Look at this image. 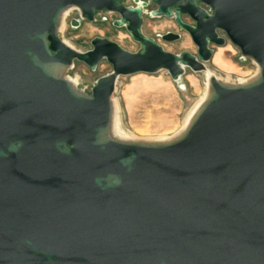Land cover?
<instances>
[{"label":"water","instance_id":"water-1","mask_svg":"<svg viewBox=\"0 0 264 264\" xmlns=\"http://www.w3.org/2000/svg\"><path fill=\"white\" fill-rule=\"evenodd\" d=\"M134 1L0 0V264H264V0ZM70 6L88 20L117 12L139 47L71 46L58 34ZM147 11L173 17L196 50L144 33ZM226 39L255 62L249 78L207 68ZM101 59L112 68L89 91L65 74ZM186 67L210 71L208 93L179 133L112 132L119 75L175 80Z\"/></svg>","mask_w":264,"mask_h":264},{"label":"rangeland","instance_id":"rangeland-1","mask_svg":"<svg viewBox=\"0 0 264 264\" xmlns=\"http://www.w3.org/2000/svg\"><path fill=\"white\" fill-rule=\"evenodd\" d=\"M124 3L130 5L136 2L124 0ZM151 7H154V4L148 5V9ZM118 16L115 11L98 10L94 20L82 18L80 24L75 25L70 20L71 17L78 18L79 11L77 7L70 6L65 10L58 34L79 50L90 48V39L95 35L106 36L127 49L136 50L139 43L131 37L127 29L112 23V20ZM182 18L191 21L188 15H182ZM141 28L167 50L174 52L182 49L193 52L196 50L189 33L179 28L173 17L155 16L150 15L148 11L144 12ZM166 30L178 31L181 36L175 40H165L161 34ZM211 46L213 52L206 61V66L220 79L237 82L255 73L257 68L255 62L249 57L242 56L239 48L230 40L226 39L221 45L213 43ZM111 68V64L106 59H101L94 69L82 61L75 60L65 70V74L79 88L89 91L95 79ZM206 82L205 70H193L190 67H186L185 72L175 80L165 69L156 72L121 74L116 80L115 90L112 93L118 124L130 137L154 139L165 133L173 134L182 128L189 114L203 99Z\"/></svg>","mask_w":264,"mask_h":264},{"label":"bare ground","instance_id":"bare-ground-1","mask_svg":"<svg viewBox=\"0 0 264 264\" xmlns=\"http://www.w3.org/2000/svg\"><path fill=\"white\" fill-rule=\"evenodd\" d=\"M64 14H65V10L63 11V14H62V17H61V24L63 23V16H64ZM206 72H207V76H209L210 71L208 70V71H206ZM207 84H208V83L206 82V89H205V92H204V95H203L202 98H204V97L207 95V93H208V85H207ZM193 111H194V110H193ZM193 111H192V112H193ZM192 112L189 114L188 118L191 116ZM188 118H187V120H188ZM186 122H187V121H186ZM184 125H185V124H184ZM184 125L182 126V128L184 127ZM111 128H112V132H113L114 134H117V135L122 136V137H130V136H128V135L122 130V128L119 126V124H118V120H117V118L115 117V108H114V115H113V119H112ZM182 128L179 129L177 132H174L173 134H168V133L166 134V133H165L164 135L156 136V139L169 138V137H171V136H173V135L179 133L180 130H182ZM139 131L141 132L140 129H139ZM144 132H145V131H144Z\"/></svg>","mask_w":264,"mask_h":264},{"label":"flooded vegetation","instance_id":"flooded-vegetation-1","mask_svg":"<svg viewBox=\"0 0 264 264\" xmlns=\"http://www.w3.org/2000/svg\"><path fill=\"white\" fill-rule=\"evenodd\" d=\"M150 4H152V3H150ZM149 4V5H150ZM98 11V10H97ZM96 13V12H95ZM182 15H187L186 13H182ZM72 18V17H71ZM80 19H82V17H78V21H79V23H78V25L80 24V22H81V20ZM70 22H71V20H70ZM190 22H193V20L191 19V21ZM180 28V27H179Z\"/></svg>","mask_w":264,"mask_h":264},{"label":"built area","instance_id":"built-area-1","mask_svg":"<svg viewBox=\"0 0 264 264\" xmlns=\"http://www.w3.org/2000/svg\"><path fill=\"white\" fill-rule=\"evenodd\" d=\"M105 18V16H103Z\"/></svg>","mask_w":264,"mask_h":264}]
</instances>
